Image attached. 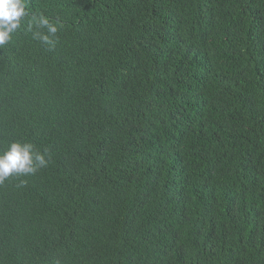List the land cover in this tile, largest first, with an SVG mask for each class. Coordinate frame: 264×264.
<instances>
[{"label":"trees","instance_id":"1","mask_svg":"<svg viewBox=\"0 0 264 264\" xmlns=\"http://www.w3.org/2000/svg\"><path fill=\"white\" fill-rule=\"evenodd\" d=\"M26 4L0 154L49 162L0 184V264H264V0Z\"/></svg>","mask_w":264,"mask_h":264},{"label":"clouds","instance_id":"2","mask_svg":"<svg viewBox=\"0 0 264 264\" xmlns=\"http://www.w3.org/2000/svg\"><path fill=\"white\" fill-rule=\"evenodd\" d=\"M26 7V0H0V47L10 42L12 34L21 27L23 18L29 16ZM41 29H46V32H41ZM29 30L32 31L33 39L54 46L52 38L58 28L48 17L43 14L32 15ZM47 155V152L41 153L28 142L10 143L7 150L0 154V184L12 176L35 174L47 166Z\"/></svg>","mask_w":264,"mask_h":264}]
</instances>
